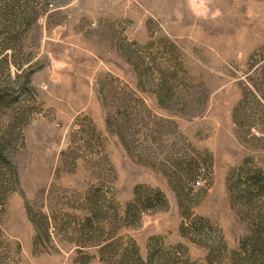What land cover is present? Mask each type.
I'll list each match as a JSON object with an SVG mask.
<instances>
[{"label":"rangeland","instance_id":"374dc122","mask_svg":"<svg viewBox=\"0 0 264 264\" xmlns=\"http://www.w3.org/2000/svg\"><path fill=\"white\" fill-rule=\"evenodd\" d=\"M0 264H264V0H0Z\"/></svg>","mask_w":264,"mask_h":264}]
</instances>
